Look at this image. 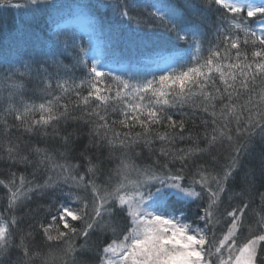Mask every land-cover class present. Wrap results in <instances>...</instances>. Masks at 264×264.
<instances>
[{"label": "snow or ice", "instance_id": "6c2138e0", "mask_svg": "<svg viewBox=\"0 0 264 264\" xmlns=\"http://www.w3.org/2000/svg\"><path fill=\"white\" fill-rule=\"evenodd\" d=\"M0 9L30 18L0 32V264H44L34 232L60 264H90L89 244L98 264H264V0ZM33 198L39 218L24 211Z\"/></svg>", "mask_w": 264, "mask_h": 264}, {"label": "trees", "instance_id": "16d2710c", "mask_svg": "<svg viewBox=\"0 0 264 264\" xmlns=\"http://www.w3.org/2000/svg\"><path fill=\"white\" fill-rule=\"evenodd\" d=\"M107 14H110V13H107ZM28 19H30V18L25 16L22 11L15 10V9H9V10L0 9V32L6 33L9 35L15 34L17 27L22 23V21L28 20ZM99 43L103 47L104 41H103L102 37L99 39ZM65 62L69 63L70 61H65ZM28 89L30 92L31 91V85L28 86ZM5 95H7V93H5ZM185 111H188V109L186 108ZM177 118H179V117H177ZM196 125L197 126L200 125L199 120L196 121ZM189 127H191V125ZM195 131L202 132L203 128L197 127L195 129ZM15 135H21L24 140H28V136L23 135L22 133H16ZM31 144L33 146L39 147L41 149L47 148L50 151H53V154H55L54 150L59 147V145L51 137H49L47 140H45L44 138L32 137ZM188 144H189V142L185 141L184 143L179 144V146L185 147ZM203 146L204 145L201 144V147H203ZM60 151H63V149H60ZM219 152L221 154H223V149H219ZM119 156H120V152L118 150L113 152L112 157H111L112 162L110 164L106 163L105 166L109 167V168L115 167L116 163L118 162L116 158ZM103 157H105V158L109 157V152L107 150H105L103 152ZM57 159H59V157H57ZM257 161H258V155L255 156L254 163ZM60 162H64V161L61 160ZM72 162L73 163H79L80 161H72ZM221 162H223L222 159H221ZM7 168H8V165L6 163H0V173H4V175H0V180H6L7 179V173L5 171ZM13 171L28 174L32 171V169L31 168L25 169L23 166H21L18 169H13ZM80 171L83 172V169H81ZM29 178H31V177H29ZM98 182L102 183V181H98ZM260 191L264 192V188H261ZM6 192H7V190L2 185H0V212L5 211V209L7 207V200L4 199V197L6 196ZM235 203H238V201H235ZM259 203H260L259 198L257 197L256 203L252 206V208L255 210V212L260 211ZM41 205H46V201H43V200L36 201L35 198H33V202H29L27 204V207L24 209V211L27 212L29 209H31L32 210L31 215L37 216V218H39L40 216L43 215V209H42ZM226 205H227V200H225V204L223 206H226ZM193 210H195V206H193ZM228 210H231V209L229 208ZM16 214L17 215H23V212L18 211ZM245 219L249 223H251L254 220V215L250 216L248 214V212L246 211ZM25 230L27 231V229H25ZM217 232H218V228H217ZM108 235L110 237V234H108ZM104 238H105L104 236L101 237V239H104ZM93 239L95 240V237H93ZM15 243L17 245L20 244L19 236L16 238ZM25 243L29 244V246L32 247L34 251L39 252L41 254V256L45 258L44 264H60L59 253H58V249L60 247L59 245H48V244H46L45 241H43L40 238V235L38 233H35V232L33 233V239L31 241L26 239ZM83 243H84L83 240H78L76 242L78 247H79V245H81ZM89 249H91V254L86 256V257H81V258L87 259L90 262V264H98V262H96V260H95L96 249L93 248L92 244H89ZM49 253H52V256L50 258L48 256ZM15 255H16V253H13V256H15ZM35 264H41V260L36 259Z\"/></svg>", "mask_w": 264, "mask_h": 264}, {"label": "rangeland", "instance_id": "374dc122", "mask_svg": "<svg viewBox=\"0 0 264 264\" xmlns=\"http://www.w3.org/2000/svg\"><path fill=\"white\" fill-rule=\"evenodd\" d=\"M222 230H223L222 228H219V227H218V233H219L220 231H222ZM247 235H248L247 230H246V229H242L241 232L238 233V236H239V238H240V239L238 240V243H239L240 241L244 240L245 237H247Z\"/></svg>", "mask_w": 264, "mask_h": 264}]
</instances>
